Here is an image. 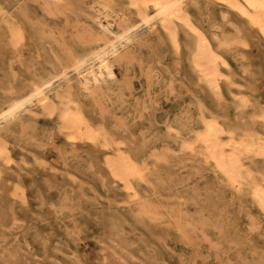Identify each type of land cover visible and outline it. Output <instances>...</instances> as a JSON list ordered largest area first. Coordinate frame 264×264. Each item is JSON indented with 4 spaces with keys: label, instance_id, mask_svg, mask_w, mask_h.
<instances>
[{
    "label": "rangeland",
    "instance_id": "rangeland-1",
    "mask_svg": "<svg viewBox=\"0 0 264 264\" xmlns=\"http://www.w3.org/2000/svg\"><path fill=\"white\" fill-rule=\"evenodd\" d=\"M60 1L0 0V104L68 64L100 36L92 9L97 0ZM3 11L13 25L2 19ZM190 15L213 44L246 38L245 47L221 49L225 75L243 88L222 80L223 96H217L192 67L194 37L182 29L177 48L166 36L161 43L155 35H139L127 62L115 68L112 90L91 99L74 89L88 118L144 162L146 180L134 181L133 197L113 182L100 148L68 141L55 120L6 125L3 138L13 158L7 184L13 187L22 173L28 207L14 206L25 218L18 230L0 224V264H78L72 249L84 264H100L93 254L103 246L111 264H264V214L251 191L229 184L200 154L179 149L203 116L218 118L239 135L249 127L257 105L264 107V37L214 2L202 10L193 6ZM15 29L22 31L21 40ZM250 86L256 88L252 105L237 110L235 98L250 95ZM255 128L262 132L259 121ZM35 159L52 168L48 176L31 175L25 163ZM246 164L264 175V157ZM11 202L0 197L8 215Z\"/></svg>",
    "mask_w": 264,
    "mask_h": 264
},
{
    "label": "bare ground",
    "instance_id": "bare-ground-1",
    "mask_svg": "<svg viewBox=\"0 0 264 264\" xmlns=\"http://www.w3.org/2000/svg\"><path fill=\"white\" fill-rule=\"evenodd\" d=\"M60 2L69 5L66 0ZM212 2L243 17L264 37V0H97L92 4V9H97L98 12L97 27L100 33V36L94 35V45L72 57L68 64H60L54 72L33 82L26 91L0 104V197L5 195L12 201L9 215L0 208V224L3 227L10 231L22 227L25 218L15 213L14 206L18 204L26 209L28 207L24 195L25 182L21 175L25 167L19 166L21 174L17 177L16 184H12L13 187H9L6 177L11 171L13 158L8 143L3 138L6 131L4 128L17 120L22 125H25L27 120H55L58 132L66 136L68 141L96 145L105 154L103 166L109 176L114 183L122 185L121 189L125 190L129 197H133L135 191L134 181L146 180L144 162L125 151L120 138L107 132L103 126L93 123L73 95L74 89H78L85 96L94 99V96L112 90L118 78L115 68L117 64L127 62L139 35H155L161 43L167 37L177 48L179 35L182 29H186L194 37L191 65L198 77L205 80L220 98L223 96L222 80L228 82L230 87L243 88L225 75L228 63L221 49L245 47L246 38L235 35L232 38L215 40L216 43L213 44L212 38L190 15L193 6L199 7V10L207 9ZM6 12H2V19L13 25L10 20L12 16ZM15 33L21 40L22 31L15 29ZM255 90L256 88L250 86V95L242 94L235 98V108L242 110L252 105L250 96L254 95ZM256 110L255 117L241 135L238 131L229 130L218 118L203 116L201 127L194 131L191 137L182 140L179 149L191 154H200L205 162H212L220 175L222 174L235 188L247 187L264 214V175L254 172L246 164L253 156L264 157V107L257 105ZM257 121L262 124V132L255 128ZM25 165L30 167L31 175L48 176L52 171L51 167L39 159H35L33 164ZM68 176L70 177V174ZM106 248L100 247L98 253L93 254L95 261L100 264H111L114 260ZM72 254L78 264H84L77 256L76 250L72 249Z\"/></svg>",
    "mask_w": 264,
    "mask_h": 264
}]
</instances>
